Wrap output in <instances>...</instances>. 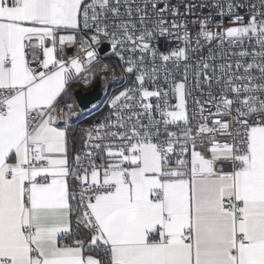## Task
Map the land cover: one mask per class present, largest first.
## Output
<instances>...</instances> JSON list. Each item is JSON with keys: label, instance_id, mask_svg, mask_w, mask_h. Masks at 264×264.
Returning <instances> with one entry per match:
<instances>
[{"label": "snow or ice", "instance_id": "snow-or-ice-1", "mask_svg": "<svg viewBox=\"0 0 264 264\" xmlns=\"http://www.w3.org/2000/svg\"><path fill=\"white\" fill-rule=\"evenodd\" d=\"M198 8L232 26L205 16L191 47L187 20L167 17ZM181 28L185 47L154 46ZM213 41L241 59L187 63ZM102 42L134 80L70 163L77 113L61 100L95 79ZM190 69L215 112H189ZM0 264H264V0H0Z\"/></svg>", "mask_w": 264, "mask_h": 264}, {"label": "built area", "instance_id": "built-area-1", "mask_svg": "<svg viewBox=\"0 0 264 264\" xmlns=\"http://www.w3.org/2000/svg\"><path fill=\"white\" fill-rule=\"evenodd\" d=\"M196 4L200 3H215L216 0H194ZM170 3L176 6H179L181 11L183 12L184 8V0H170ZM243 14V13H242ZM211 16V22L213 27L215 28L217 25H221L223 28H227L229 26H232L231 21L227 15L225 16H219L215 13L213 9L210 8H198L194 14L187 15V16H178V17H172L168 16L167 19L169 21L175 19L177 23H180L182 20H187V31L192 35L193 42L191 44V47H195V35L199 32V26L197 21L202 20L205 16ZM173 32L172 35H167L163 37H157L155 41H153V44L155 47H157L160 51L167 54L169 51L174 50L176 48L185 47L184 41L182 39L183 36V28L177 29V30H170ZM62 35H70L72 34L71 31H65L61 33ZM82 34L77 35V41L78 43L73 46H66L64 50V58L67 59L70 56H74L77 54L82 55V49L79 47V41L82 39ZM108 44L107 42H102L100 45L99 51L102 57H104L103 61L101 63L94 64L87 73L84 75H94L95 79L92 80V83L88 86H85L83 82H76L73 83L70 89V97L68 99H62L61 104H71L72 105V111L77 113V115L72 116L71 119L79 118V117H88L91 116L89 123L86 125L85 130L92 128L97 123H100L103 121L104 117L107 116L111 112L110 108V100L111 98L118 94L119 91L123 90V88L131 86L134 80L133 76H126L121 71V62L118 58L112 55V50L110 45L109 49L105 52L102 51V46ZM209 49L212 51L210 52ZM32 51L33 52H39V45L38 43H33L32 45ZM234 51H239V49L232 48L228 45L227 41L223 43V45H219V41H213L212 43H203V47L200 53L196 55H192V58L187 63L191 65H195L201 56H203L205 59H210L213 55H215V62L213 66H217L221 63H228V62H235L237 60H240L241 58L239 56H233L229 55L230 53ZM191 55V54H190ZM223 57V58H222ZM160 61L157 60V64H159ZM184 61H181V67L178 71L172 69L171 62L169 63V69L173 72V76L176 79L177 82L182 81L183 75H184ZM102 64H108L111 66L112 69L115 70L114 74L110 71L107 73H101L100 68ZM108 77L107 81H104V76ZM195 73L192 69L188 71V83L187 88L191 91V96L186 97L187 99V108L189 112L194 117H199L200 111H199V105L195 103L196 100H199L201 104H204L205 108V115L208 114V110L211 109L212 112H215V108L212 107V104L217 103V101H213L212 104H205L204 102L208 99V89L205 86L203 89H197L194 82ZM97 80H101L102 82V90L104 92L103 98L101 101H99L96 104H93L91 108L88 110L83 109L80 107L75 99L74 96V89L81 87L84 90H88L91 88ZM172 83L171 80L168 81V86H170ZM160 87H165V82L163 80L159 81ZM151 90V86H150ZM212 94L215 96H219V93L216 91V88L214 86L212 90ZM169 105H175L178 103L177 97L170 92L169 99H168ZM67 111V109H65ZM174 110V109H173ZM209 120L212 119L211 116L208 117ZM193 125L197 123L196 119H193L192 121ZM176 130V129H173ZM220 142H230L231 138L229 137H220L218 138ZM84 144V142H83ZM80 147L78 150L79 152L77 154H82L85 150L84 147ZM211 144H204V145H198L197 150L204 152L206 155L210 151ZM76 154V155H77ZM72 162V161H71ZM70 162V163H71ZM100 162V161H98ZM226 167H229L226 165ZM69 242V241H65Z\"/></svg>", "mask_w": 264, "mask_h": 264}, {"label": "water", "instance_id": "water-1", "mask_svg": "<svg viewBox=\"0 0 264 264\" xmlns=\"http://www.w3.org/2000/svg\"><path fill=\"white\" fill-rule=\"evenodd\" d=\"M108 49V44H105L102 46L101 52H105ZM73 92L78 105L85 110H88L93 104H96L101 101L104 94L102 90L101 80H97L95 84L88 90H84L83 88L78 87L74 89Z\"/></svg>", "mask_w": 264, "mask_h": 264}, {"label": "trees", "instance_id": "trees-1", "mask_svg": "<svg viewBox=\"0 0 264 264\" xmlns=\"http://www.w3.org/2000/svg\"><path fill=\"white\" fill-rule=\"evenodd\" d=\"M91 116L88 117H79V118H74L70 120V123L73 126L74 132H73V142L70 145V154H71V158H73L75 156V154H77L80 149V147L82 146L84 139H85V127L86 125L89 123ZM71 183L73 185L76 184L75 181H71Z\"/></svg>", "mask_w": 264, "mask_h": 264}, {"label": "crops", "instance_id": "crops-1", "mask_svg": "<svg viewBox=\"0 0 264 264\" xmlns=\"http://www.w3.org/2000/svg\"><path fill=\"white\" fill-rule=\"evenodd\" d=\"M76 155V154H75ZM75 157V156H74ZM74 157L73 158H71V154H70V151H69V158H70V162L74 159Z\"/></svg>", "mask_w": 264, "mask_h": 264}]
</instances>
